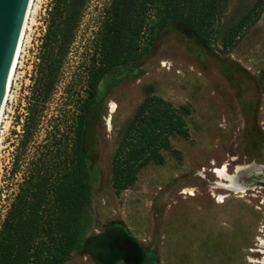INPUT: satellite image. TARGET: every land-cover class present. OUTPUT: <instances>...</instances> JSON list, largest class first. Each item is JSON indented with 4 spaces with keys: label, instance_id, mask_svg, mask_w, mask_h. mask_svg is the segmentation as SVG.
I'll return each instance as SVG.
<instances>
[{
    "label": "rangeland",
    "instance_id": "374dc122",
    "mask_svg": "<svg viewBox=\"0 0 264 264\" xmlns=\"http://www.w3.org/2000/svg\"><path fill=\"white\" fill-rule=\"evenodd\" d=\"M110 1H86L31 146L43 143L59 110L72 120L87 98L93 41ZM54 5L33 0L4 107L0 226L17 193L11 170ZM246 16L227 50V30ZM216 32L207 47L171 22L146 54L102 78L83 136L91 205L74 251L58 264H264V0H227ZM150 98L182 115L185 134L168 138L160 163L146 161L118 185V147ZM223 167L226 176L217 175Z\"/></svg>",
    "mask_w": 264,
    "mask_h": 264
},
{
    "label": "trees",
    "instance_id": "16d2710c",
    "mask_svg": "<svg viewBox=\"0 0 264 264\" xmlns=\"http://www.w3.org/2000/svg\"><path fill=\"white\" fill-rule=\"evenodd\" d=\"M43 52L36 65L29 115L11 174L17 193L0 226V264H58L75 249L91 205L90 169L83 154L86 115L102 78L112 69L146 54L159 31L171 22L188 28L209 46L227 0H111L93 41L86 79L88 96L73 119L61 109L50 121L42 144L32 135L59 78L88 0H53ZM249 18V16H248ZM229 28L223 47L230 50L249 20ZM182 115L159 98L147 99L134 115L117 150L116 183H129L146 161L161 162L157 151L173 134H185ZM31 146V147H30ZM31 149H33L31 153ZM131 175V176H130Z\"/></svg>",
    "mask_w": 264,
    "mask_h": 264
},
{
    "label": "water",
    "instance_id": "95a60500",
    "mask_svg": "<svg viewBox=\"0 0 264 264\" xmlns=\"http://www.w3.org/2000/svg\"><path fill=\"white\" fill-rule=\"evenodd\" d=\"M27 4L28 0H0V108Z\"/></svg>",
    "mask_w": 264,
    "mask_h": 264
},
{
    "label": "bare ground",
    "instance_id": "6f19581e",
    "mask_svg": "<svg viewBox=\"0 0 264 264\" xmlns=\"http://www.w3.org/2000/svg\"><path fill=\"white\" fill-rule=\"evenodd\" d=\"M32 5H33V0H28L26 12H25V15H24V19H23V23H22V27H21V31H20V35H19V39H18V42H17V46H16L13 62H12V65H11V69H10V73H9V77H8V81H7V85H6V89H5V93H4L2 104H1V108H0V124L2 122L4 107H5L6 102H7V97H8V94H9L10 84H11V81H12V77H13V73H14V70H15V66H16L17 61H18V56H19V53H20L21 43H22V39H23V36H24V32H25L27 24H28V18H29V14L31 12ZM260 170L261 169H259V168H254L253 169V171H260ZM215 172L219 176H226L224 174L225 173V168L224 167L222 169L215 170ZM224 197L225 196H218L217 201L221 202Z\"/></svg>",
    "mask_w": 264,
    "mask_h": 264
},
{
    "label": "built area",
    "instance_id": "2783aa9c",
    "mask_svg": "<svg viewBox=\"0 0 264 264\" xmlns=\"http://www.w3.org/2000/svg\"><path fill=\"white\" fill-rule=\"evenodd\" d=\"M21 57V56H20ZM19 63V62H18Z\"/></svg>",
    "mask_w": 264,
    "mask_h": 264
}]
</instances>
